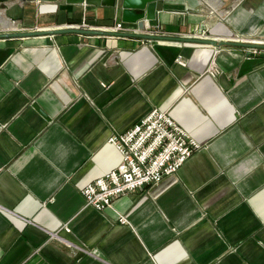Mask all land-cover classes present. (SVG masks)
<instances>
[{"label": "crops", "instance_id": "obj_1", "mask_svg": "<svg viewBox=\"0 0 264 264\" xmlns=\"http://www.w3.org/2000/svg\"><path fill=\"white\" fill-rule=\"evenodd\" d=\"M118 3L0 6V34L102 32L0 40V264H264V0H161L136 24ZM153 109L201 148L85 206L82 188L120 164L108 138Z\"/></svg>", "mask_w": 264, "mask_h": 264}, {"label": "built area", "instance_id": "obj_2", "mask_svg": "<svg viewBox=\"0 0 264 264\" xmlns=\"http://www.w3.org/2000/svg\"><path fill=\"white\" fill-rule=\"evenodd\" d=\"M114 30H125L121 24ZM181 66L185 63L176 60ZM207 72L219 74L214 58ZM107 143L120 154L118 167L89 182L80 194L85 206L102 211L111 207L115 198L136 192L144 186L157 184L173 175L201 145L180 128L168 112L153 109L147 116L122 134L111 135ZM125 224L123 217L119 218ZM69 232L68 228H65Z\"/></svg>", "mask_w": 264, "mask_h": 264}, {"label": "water", "instance_id": "obj_3", "mask_svg": "<svg viewBox=\"0 0 264 264\" xmlns=\"http://www.w3.org/2000/svg\"><path fill=\"white\" fill-rule=\"evenodd\" d=\"M161 0H66L68 4H84L89 6H103V7H114L116 4L121 5V16L122 21L125 23H132L136 24L139 21L146 20L147 22L155 21L156 20V6L157 2ZM9 0H0V6L4 7ZM136 10L141 11L140 13H135ZM62 33H77L80 35H102V32L79 29L74 27H66V28H57L53 30H34V31H21L15 33H1L0 40L3 39H23V38H30V37H38V36H48V35H57ZM144 39L147 40H158L157 36L147 35L142 36ZM199 41H206L207 44H210L214 47H220L225 45H245L241 43H232V42H217L216 40H199ZM254 48L251 49H263V45H255L252 44ZM42 114V112H40ZM43 117L47 120V117L42 114Z\"/></svg>", "mask_w": 264, "mask_h": 264}, {"label": "bare ground", "instance_id": "obj_4", "mask_svg": "<svg viewBox=\"0 0 264 264\" xmlns=\"http://www.w3.org/2000/svg\"><path fill=\"white\" fill-rule=\"evenodd\" d=\"M257 50V49H256ZM253 54V53H252Z\"/></svg>", "mask_w": 264, "mask_h": 264}, {"label": "rangeland", "instance_id": "obj_5", "mask_svg": "<svg viewBox=\"0 0 264 264\" xmlns=\"http://www.w3.org/2000/svg\"><path fill=\"white\" fill-rule=\"evenodd\" d=\"M208 73V72H207Z\"/></svg>", "mask_w": 264, "mask_h": 264}]
</instances>
